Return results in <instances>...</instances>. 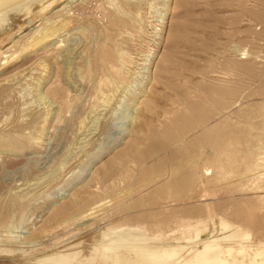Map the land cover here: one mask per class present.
Instances as JSON below:
<instances>
[{"label": "rangeland", "instance_id": "374dc122", "mask_svg": "<svg viewBox=\"0 0 264 264\" xmlns=\"http://www.w3.org/2000/svg\"><path fill=\"white\" fill-rule=\"evenodd\" d=\"M47 1L0 16V264L87 257L109 233L186 246L248 230L264 208V0Z\"/></svg>", "mask_w": 264, "mask_h": 264}, {"label": "bare ground", "instance_id": "6f19581e", "mask_svg": "<svg viewBox=\"0 0 264 264\" xmlns=\"http://www.w3.org/2000/svg\"><path fill=\"white\" fill-rule=\"evenodd\" d=\"M21 1L23 0H0V16L2 17L8 9ZM59 1L61 0H48L41 6L40 10L43 12L47 10L49 11V8L53 7ZM119 10L121 11H118V13L122 12V15L127 16L128 13H126V11H122V9ZM121 17L123 16L113 18L112 24L117 30V34H128L126 31L131 26L133 21L128 27L129 23L123 21ZM67 19L68 18H63L60 21H56V24L54 22H47L49 26L41 32L38 39L33 41L35 43H39L43 40L55 37L58 32L67 26L69 23V20ZM56 44L58 45V43ZM112 44V53L108 52L105 54V59L107 61L106 72H108L109 76H118L121 56L124 52H122L120 47L114 43V40L112 41ZM208 171V169H205L204 173L207 174ZM260 211H262L264 215V208L259 209L256 205H252L250 209L249 228L247 226L248 230L242 228L243 226L239 223L241 227H234L231 230L229 229L230 231L224 235L221 234L220 236H211V238L206 241H202L200 239L199 230L198 233L196 232L194 235L190 232L182 233L181 240L185 237V235L187 236L185 238L187 241L186 246H182L178 243L176 245L160 246V244L158 245L153 243L156 240L148 239V237L146 238V235V239H140L143 235L138 239L136 236L131 237L134 234L129 236L128 233H126L128 236L126 234V236H123L124 234H122L121 237L117 234L118 237L115 238L114 235L112 237L111 233H109L111 236L108 234L102 235L104 239L101 236L102 240L96 241V243L93 244V247L90 248V253H88L89 255L87 257L79 258V255H81L79 252L72 253L70 255H61L56 253L46 257L43 256L44 258L38 259L36 262L38 264H59V261L62 262L64 260L63 262L66 264H264V218L261 220L258 219V212ZM223 222L224 221H222V223L220 222V225L222 224L220 228L224 230L223 232H225L229 225L227 227V224H225L226 222ZM106 238L108 239L105 240ZM71 242L65 243L63 247H72ZM78 245L79 244L77 243V245L73 246L77 247Z\"/></svg>", "mask_w": 264, "mask_h": 264}]
</instances>
